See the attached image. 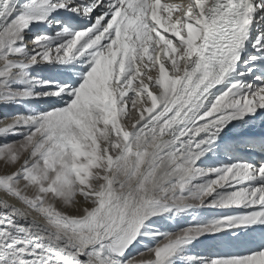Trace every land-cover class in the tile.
Returning a JSON list of instances; mask_svg holds the SVG:
<instances>
[{"label": "snow or ice", "instance_id": "1", "mask_svg": "<svg viewBox=\"0 0 264 264\" xmlns=\"http://www.w3.org/2000/svg\"><path fill=\"white\" fill-rule=\"evenodd\" d=\"M0 264H264V0H0Z\"/></svg>", "mask_w": 264, "mask_h": 264}]
</instances>
